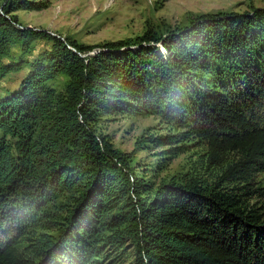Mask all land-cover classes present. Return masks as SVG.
Wrapping results in <instances>:
<instances>
[{
	"label": "trees",
	"instance_id": "trees-1",
	"mask_svg": "<svg viewBox=\"0 0 264 264\" xmlns=\"http://www.w3.org/2000/svg\"><path fill=\"white\" fill-rule=\"evenodd\" d=\"M35 7L6 0L0 12V81L14 69L3 62L13 43L52 41L0 96V264H89L104 237L129 238L143 264H264V216L244 198L264 171V10L205 16L163 37L146 32L135 49L82 56L74 43L17 26L12 12ZM58 74L64 91L48 84ZM124 114H157L180 129L151 136L157 145L199 138L221 182L239 192L189 173L156 187L130 176L94 128ZM68 195L62 234L33 242L28 228ZM46 221L45 230L58 222Z\"/></svg>",
	"mask_w": 264,
	"mask_h": 264
},
{
	"label": "rangeland",
	"instance_id": "rangeland-1",
	"mask_svg": "<svg viewBox=\"0 0 264 264\" xmlns=\"http://www.w3.org/2000/svg\"><path fill=\"white\" fill-rule=\"evenodd\" d=\"M6 0H0V12ZM36 7L19 8L12 12L17 17V26L28 27L58 37L66 43H74L82 56L92 54L103 47L138 48V38L149 32L165 36L205 16L225 14H251L256 9L264 10V0H28ZM50 39L40 38L17 41L11 45L4 63H12L14 69L0 81V96L19 87L21 79L29 70V63L48 51ZM155 46L162 52L160 43ZM68 77L58 74L48 84L57 91H64ZM95 133L102 136L110 146V154L119 161L130 176L143 178L153 186L179 177L185 173L198 175L208 186L219 185L222 190L233 188L234 184L221 182V168L206 161V145L199 138L173 145H157L151 136L177 134L180 129L165 123L157 114L147 115H103L95 121ZM172 147V148H171ZM255 190L252 197L245 196L248 205L254 206L264 216V171L257 172L249 181ZM59 199L49 205L48 217L40 218V228H28L33 242L46 239L44 236L62 234L65 225V210L72 198ZM64 210V211H63ZM59 215H62L59 219ZM47 219L58 221L45 230L41 225ZM61 222V223H60ZM64 223V224H62ZM5 227L0 223V230ZM64 229V226H63ZM109 235L110 232H105ZM105 238V237H104ZM97 244L95 256L89 264H143L142 255L129 240L124 238L118 245L104 239ZM27 240L21 242L25 246Z\"/></svg>",
	"mask_w": 264,
	"mask_h": 264
}]
</instances>
